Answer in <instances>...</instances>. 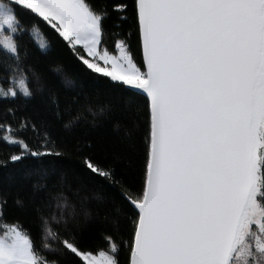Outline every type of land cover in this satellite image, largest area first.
<instances>
[{
    "label": "snow or ice",
    "instance_id": "obj_1",
    "mask_svg": "<svg viewBox=\"0 0 264 264\" xmlns=\"http://www.w3.org/2000/svg\"><path fill=\"white\" fill-rule=\"evenodd\" d=\"M28 26L123 101L119 153L53 131L87 94ZM0 143V264H264V0H0Z\"/></svg>",
    "mask_w": 264,
    "mask_h": 264
},
{
    "label": "trees",
    "instance_id": "obj_2",
    "mask_svg": "<svg viewBox=\"0 0 264 264\" xmlns=\"http://www.w3.org/2000/svg\"><path fill=\"white\" fill-rule=\"evenodd\" d=\"M38 31L39 34L34 36L31 31V26H28L24 37L25 45L32 59L40 67L45 68L48 74L55 79L57 84L60 83L62 76H67L74 81V87L70 91H83V93L87 94V101L84 105L85 115L88 118L86 126L78 129H61L60 125L56 124L53 131L63 135L75 133L79 136H91L98 142V144L101 145L104 154L111 156L113 154L119 153V137L122 134V127L125 123L123 101L114 94L98 91L90 86V84L85 83L83 74L74 65L70 54L65 50L58 49L43 29H38ZM41 40L48 41L50 45L46 52L39 48V43ZM57 67L61 69L60 74H57L53 71ZM88 106H91L93 110L97 112H99L101 108L104 109V114L95 118V124L92 123L94 119L92 114L87 112ZM29 111L30 114L36 115L38 122L44 118L42 113L37 114L31 109ZM117 124L122 126L120 131L114 130V126ZM9 151L10 148L7 145L0 143V157ZM73 169L74 164L70 159L67 160L65 162V170L69 179L72 178ZM94 191L99 195H105L104 193L100 192L99 189H94ZM90 235L91 242L94 245H102L103 241L101 240L98 231H94Z\"/></svg>",
    "mask_w": 264,
    "mask_h": 264
}]
</instances>
